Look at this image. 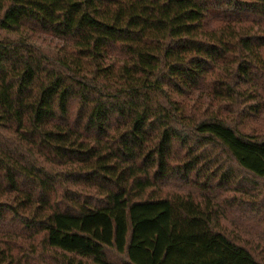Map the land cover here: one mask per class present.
<instances>
[{
  "label": "trees",
  "instance_id": "obj_1",
  "mask_svg": "<svg viewBox=\"0 0 264 264\" xmlns=\"http://www.w3.org/2000/svg\"><path fill=\"white\" fill-rule=\"evenodd\" d=\"M244 176L264 0H0V264H264Z\"/></svg>",
  "mask_w": 264,
  "mask_h": 264
},
{
  "label": "rangeland",
  "instance_id": "obj_2",
  "mask_svg": "<svg viewBox=\"0 0 264 264\" xmlns=\"http://www.w3.org/2000/svg\"><path fill=\"white\" fill-rule=\"evenodd\" d=\"M250 177L249 176H244V179L241 180L240 185L246 189H250V191H248L249 193H243L242 191H236L237 195L240 196V198L242 199H249V198H254V199H260L261 197H263L264 195V180L263 179H256V180H252L250 181ZM254 183V184H253ZM261 190V191H260ZM251 195V196H249ZM219 225H221L224 229L225 232H227L228 234L233 233V235L238 239V240H242L243 237H245L246 232H245V228H240L239 226V219L234 218L232 215L228 214L227 212H225L224 215H220L219 217ZM254 231V230H253ZM253 231H248V236L249 240H251V242L253 243L252 245H258V249H256L255 247H252L254 252L256 253V255L258 257L264 258V254L259 252V249L261 247L264 246V240L262 239V237L259 238H254L253 236L255 235V233ZM258 250V252H257ZM113 259L117 262V263H121V259L118 256H113Z\"/></svg>",
  "mask_w": 264,
  "mask_h": 264
}]
</instances>
